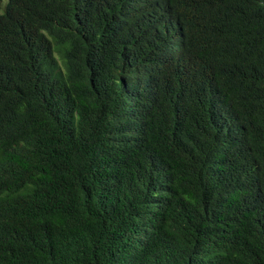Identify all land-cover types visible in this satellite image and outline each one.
Returning <instances> with one entry per match:
<instances>
[{
  "label": "trees",
  "instance_id": "obj_1",
  "mask_svg": "<svg viewBox=\"0 0 264 264\" xmlns=\"http://www.w3.org/2000/svg\"><path fill=\"white\" fill-rule=\"evenodd\" d=\"M0 264H264V0H0Z\"/></svg>",
  "mask_w": 264,
  "mask_h": 264
}]
</instances>
